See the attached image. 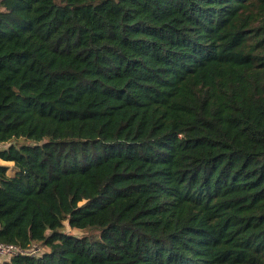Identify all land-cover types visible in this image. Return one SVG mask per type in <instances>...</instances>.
I'll use <instances>...</instances> for the list:
<instances>
[{"label":"trees","instance_id":"obj_1","mask_svg":"<svg viewBox=\"0 0 264 264\" xmlns=\"http://www.w3.org/2000/svg\"><path fill=\"white\" fill-rule=\"evenodd\" d=\"M14 141L0 264H264V0H0Z\"/></svg>","mask_w":264,"mask_h":264},{"label":"built area","instance_id":"obj_2","mask_svg":"<svg viewBox=\"0 0 264 264\" xmlns=\"http://www.w3.org/2000/svg\"><path fill=\"white\" fill-rule=\"evenodd\" d=\"M19 254H26V252L14 244L0 243V262L11 260L13 256Z\"/></svg>","mask_w":264,"mask_h":264},{"label":"rangeland","instance_id":"obj_3","mask_svg":"<svg viewBox=\"0 0 264 264\" xmlns=\"http://www.w3.org/2000/svg\"><path fill=\"white\" fill-rule=\"evenodd\" d=\"M17 141H14L12 143H6V144H0V149H6L8 148L10 145L15 144ZM0 164L2 165H6L9 167V171L8 174L10 176H14L15 174V169H14V164L12 162H5L0 160ZM68 233H73V234H81L80 231L78 230H71L69 227H67V229L65 230ZM37 249H32L31 251H34L33 253H38V254H42L45 251V248H42L41 246L36 247Z\"/></svg>","mask_w":264,"mask_h":264}]
</instances>
